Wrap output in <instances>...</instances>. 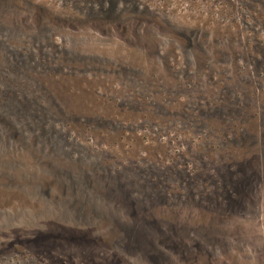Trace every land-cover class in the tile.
Wrapping results in <instances>:
<instances>
[{
  "label": "rangeland",
  "instance_id": "rangeland-1",
  "mask_svg": "<svg viewBox=\"0 0 264 264\" xmlns=\"http://www.w3.org/2000/svg\"><path fill=\"white\" fill-rule=\"evenodd\" d=\"M0 264H264V0H0Z\"/></svg>",
  "mask_w": 264,
  "mask_h": 264
}]
</instances>
